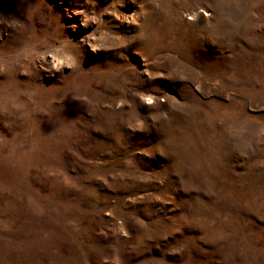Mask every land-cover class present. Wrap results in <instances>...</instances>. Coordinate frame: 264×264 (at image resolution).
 Returning a JSON list of instances; mask_svg holds the SVG:
<instances>
[{
  "label": "rangeland",
  "instance_id": "1",
  "mask_svg": "<svg viewBox=\"0 0 264 264\" xmlns=\"http://www.w3.org/2000/svg\"><path fill=\"white\" fill-rule=\"evenodd\" d=\"M139 6L0 0V264H264V38Z\"/></svg>",
  "mask_w": 264,
  "mask_h": 264
},
{
  "label": "bare ground",
  "instance_id": "2",
  "mask_svg": "<svg viewBox=\"0 0 264 264\" xmlns=\"http://www.w3.org/2000/svg\"><path fill=\"white\" fill-rule=\"evenodd\" d=\"M93 1L97 2L98 0H93ZM135 1L136 3L138 2L142 4V6L138 7L139 14L151 18L150 21H147L146 19L145 23L142 25L143 28L142 36H145L144 39L146 40V48L149 51L158 48H164L165 50H168L171 47L176 46L177 43L173 39V37L171 40L168 39V34L172 32L175 26L174 18L175 16H177V12L176 9L173 7V5L176 0H135ZM208 1L211 7L216 11L223 10V8L225 9V7H227V5L230 4L232 1V4L235 5L236 9L239 12V15L241 16L240 19L243 27L242 29H244L243 32L244 31L247 32L249 37L252 36L254 38V41L257 39L262 40V38H264V25L262 31H259L258 29V27L262 26V22H263L262 21L263 16L261 17L260 15H257L259 0H208ZM109 20L112 21L113 18L109 16ZM221 29H222L221 26L215 24L210 29V34L212 36H216L218 34V31ZM167 39L169 41H167ZM145 51L147 50L145 49Z\"/></svg>",
  "mask_w": 264,
  "mask_h": 264
}]
</instances>
